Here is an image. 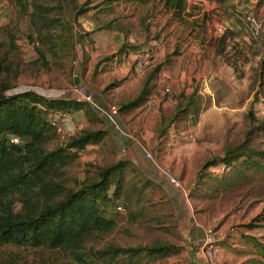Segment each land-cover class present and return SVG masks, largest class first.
Wrapping results in <instances>:
<instances>
[{
  "label": "rangeland",
  "instance_id": "1",
  "mask_svg": "<svg viewBox=\"0 0 264 264\" xmlns=\"http://www.w3.org/2000/svg\"><path fill=\"white\" fill-rule=\"evenodd\" d=\"M204 1L212 2L190 0L199 10L191 8L194 15L187 23L179 19L177 30L191 37L197 32L208 54L172 52L169 58L164 55L168 20L161 3L109 6L105 0H49L51 15L57 12L61 18L53 31L64 36L65 45L47 51L45 64L39 53L43 46L32 45L37 38L32 8L22 13L11 0H0V60L10 67L12 92L30 88L74 99L72 86L80 83L102 105L119 108L117 120L125 134L89 105L55 113L62 129L49 148L86 130H108L101 143L78 151L63 182L77 188L102 168L124 166L122 184L129 198L118 200L124 211L117 212V226L101 244L180 247L168 257H147L140 264L202 263L204 229L216 233V264H263L253 238L264 245V170H249L239 185L224 190L212 184L210 174H222L225 165L204 169L203 164L223 156L227 147L264 150V36H255L244 18L254 11L264 20V0H218L217 11ZM218 25L225 30L219 32ZM113 30L122 33V42L112 47L104 43L100 49L96 40L115 39ZM145 50L153 59L139 69L134 53ZM144 87L145 100L125 108ZM194 92V104L188 105ZM259 159L264 165V158ZM0 264L76 262L62 249L7 245L0 246Z\"/></svg>",
  "mask_w": 264,
  "mask_h": 264
},
{
  "label": "trees",
  "instance_id": "2",
  "mask_svg": "<svg viewBox=\"0 0 264 264\" xmlns=\"http://www.w3.org/2000/svg\"><path fill=\"white\" fill-rule=\"evenodd\" d=\"M11 1L22 13L32 8L31 24L37 31L32 43L38 41L43 46L39 50L40 58L48 64L47 51L65 45L64 36L53 31L60 27L59 14L51 15L54 7L49 5V0ZM105 2L109 6L114 2L161 3L180 19L186 8V0ZM4 61L0 60V246L62 249L76 264H140L143 258H165L178 251V245L168 243L129 247L101 244L115 230L117 212H123L119 207H124L117 205L118 200L123 196L129 198L122 184L124 166L115 163L102 168L95 175L85 177L77 188L66 186L63 176L78 151L101 143L108 130H86L70 137L61 146L49 148L59 132L54 114L69 113L88 104L67 96H47L30 88L12 92L8 78L10 67L3 66ZM147 88L144 87L125 108L140 105L146 98ZM194 96L195 92L188 96V105L194 104ZM260 125L264 126V122ZM14 137L19 142H14ZM261 156L264 158V150L247 151L245 145L227 147L223 156L208 159L203 168L224 164L222 174H210L212 184L217 189H232L250 176L249 170H264ZM253 244L264 264V245L254 238Z\"/></svg>",
  "mask_w": 264,
  "mask_h": 264
},
{
  "label": "built area",
  "instance_id": "3",
  "mask_svg": "<svg viewBox=\"0 0 264 264\" xmlns=\"http://www.w3.org/2000/svg\"><path fill=\"white\" fill-rule=\"evenodd\" d=\"M245 21L255 36H264V20H262L254 11H248L245 13ZM217 30L219 32H223L225 30L224 25H218ZM32 45L37 46L39 45L38 41L32 43ZM152 52L149 50L140 51L134 53L133 60L136 62V66L139 69L145 68L149 66L152 62ZM73 91L76 94V98L80 101L85 102L89 106H91L94 110L99 112L103 115L111 124L112 126L119 130L121 134H125L121 129L122 126L117 120L118 116V107L115 105H102L95 97L92 91L86 89L80 83L73 84ZM54 124L56 127L61 130V126L57 119H54ZM14 142H19L17 137L13 138ZM225 168V167H224ZM223 168V169H224ZM172 183L178 185V182L172 178ZM121 211H124L123 208L119 207ZM204 241L201 247V254L203 255L204 261L206 264H216L219 254H220V246L218 243V239L216 237V233L212 229H204L203 230Z\"/></svg>",
  "mask_w": 264,
  "mask_h": 264
},
{
  "label": "crops",
  "instance_id": "4",
  "mask_svg": "<svg viewBox=\"0 0 264 264\" xmlns=\"http://www.w3.org/2000/svg\"><path fill=\"white\" fill-rule=\"evenodd\" d=\"M212 2H208V1H204L206 3V5H209L212 10H216L217 8V0H210ZM116 2H114L113 4H115ZM129 4V5H136L135 3H126V2H119L117 4ZM147 6V5H145ZM163 6V4H162ZM191 8L194 9H198L199 7L195 6V5H191L190 4V0H186V8L184 10V12L181 15V20L179 21V17H174L173 16V11L171 10H167L164 7V20H168L167 21V26H165L164 28V55H169L168 57H171V53L175 52V55H205L208 54V49L207 46L200 40V39H196V34L197 32H192L193 37L188 35V31L183 32L182 30H177V21L181 22V23H187L188 21V17L193 16L195 10H191ZM226 12H228V10H226ZM229 13V12H228ZM230 14V13H229ZM112 34L115 36L117 35V37L112 40L108 39L107 36H102L101 39H97L96 42L98 44V46L100 47V49L103 48L104 43L105 46L108 45V47H112L115 44H119L122 42V33L116 30H113ZM179 38V39H178ZM182 38V40L180 39ZM201 38V37H200ZM110 42V43H108ZM201 42L203 44H201ZM181 44H184L185 47L181 48L179 52L175 51L178 50L181 47ZM107 48V47H106ZM218 54V53H217ZM123 136V135H122ZM198 246L195 245V248H197ZM193 248V247H192ZM200 264H206L205 261H202V263Z\"/></svg>",
  "mask_w": 264,
  "mask_h": 264
}]
</instances>
